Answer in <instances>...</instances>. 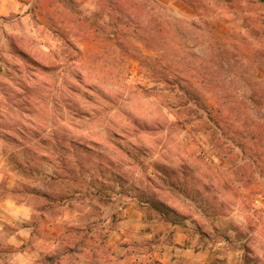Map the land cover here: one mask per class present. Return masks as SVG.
<instances>
[{
	"label": "rangeland",
	"instance_id": "374dc122",
	"mask_svg": "<svg viewBox=\"0 0 264 264\" xmlns=\"http://www.w3.org/2000/svg\"><path fill=\"white\" fill-rule=\"evenodd\" d=\"M25 2L0 16V201L32 209L0 216V264L143 261L107 245L124 196L264 264V0Z\"/></svg>",
	"mask_w": 264,
	"mask_h": 264
},
{
	"label": "crops",
	"instance_id": "0c3cea01",
	"mask_svg": "<svg viewBox=\"0 0 264 264\" xmlns=\"http://www.w3.org/2000/svg\"><path fill=\"white\" fill-rule=\"evenodd\" d=\"M20 6L27 7L25 0H0V16L21 12ZM4 150V141L0 139V185L5 182V187L12 188L19 181L13 178L9 183L7 175L4 176ZM124 198L125 202L118 208L115 205L110 207V213L113 211L117 216L115 228L110 229L113 236H109L107 244L119 251L117 253L122 260L130 253V256H143V261L140 258L131 260L135 264H250L244 257V248L223 246L222 239L203 232L199 224L191 219L184 218L183 222H177L164 217L147 218L141 209V202L129 196ZM73 200L79 201V198ZM31 209L26 197L17 200L13 196H6L0 201V216L18 213L26 218L31 214ZM130 235H138L141 240ZM140 247L143 255L135 250Z\"/></svg>",
	"mask_w": 264,
	"mask_h": 264
}]
</instances>
